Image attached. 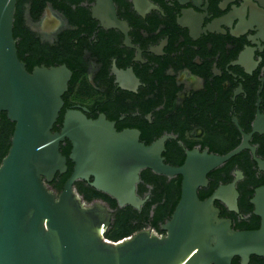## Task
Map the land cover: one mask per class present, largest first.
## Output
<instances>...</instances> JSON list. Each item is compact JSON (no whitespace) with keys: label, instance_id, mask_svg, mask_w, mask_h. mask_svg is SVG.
I'll list each match as a JSON object with an SVG mask.
<instances>
[{"label":"water","instance_id":"water-1","mask_svg":"<svg viewBox=\"0 0 264 264\" xmlns=\"http://www.w3.org/2000/svg\"><path fill=\"white\" fill-rule=\"evenodd\" d=\"M17 0H0V113L14 124L10 147L0 164V264H248L264 258V186L254 192L253 215L259 228L235 231L220 218L215 202L238 213L236 181L219 185L209 197L198 198L207 175L249 148L244 140L223 156L187 151L180 166L164 162L167 137L150 145L134 131L117 132L104 115L88 119L83 111L63 113L59 132H52L63 107L71 72L65 65L34 67L29 73L17 57L13 22ZM93 18L122 29L111 0H98ZM67 140V157L60 144ZM72 172L58 196L46 183ZM264 172V161L254 159ZM180 177V197L170 218L160 226L164 236L142 230L117 243L103 234L111 210L101 202L85 205L73 189L89 182L119 208L140 210L136 193L140 172Z\"/></svg>","mask_w":264,"mask_h":264},{"label":"flooded vegetation","instance_id":"flooded-vegetation-1","mask_svg":"<svg viewBox=\"0 0 264 264\" xmlns=\"http://www.w3.org/2000/svg\"><path fill=\"white\" fill-rule=\"evenodd\" d=\"M97 2L17 0L24 30L79 66L77 81L68 68L64 112L104 115L143 145L165 136L164 162L187 151L223 156L245 140L230 175L237 205L245 198L253 211L264 186L254 161H264V0H111L122 29L93 18Z\"/></svg>","mask_w":264,"mask_h":264},{"label":"trees","instance_id":"trees-1","mask_svg":"<svg viewBox=\"0 0 264 264\" xmlns=\"http://www.w3.org/2000/svg\"><path fill=\"white\" fill-rule=\"evenodd\" d=\"M74 25H78V21H73ZM13 38L16 41V50L18 59L25 64L27 72H31L34 67L59 66L65 64L73 73V80L79 76L78 65L68 64L65 62L64 56L59 50L50 49L40 45L33 36L24 30L20 23V17L17 11V3L13 22ZM67 42L61 41L62 45ZM77 81V80H76ZM69 85V84H68ZM65 96V94H64ZM62 97V99L64 98ZM59 113V118L53 126L52 132H58L62 123L63 112ZM14 124L6 118L4 112L0 113V164L1 160L6 156L10 147V140L13 132ZM69 143L60 144V153L67 157L69 154ZM238 161L234 158L228 161L222 168L216 169L210 173V184L207 188L198 190L197 195L200 200H204L211 195L219 184H228L232 180L230 175L231 168ZM165 163L171 166H180L183 160H165ZM72 172V163L67 159V171L64 174H56L50 183L45 185L58 196L62 190L63 184ZM222 174L225 176L223 177ZM141 184L137 191V195L145 198L144 205L140 210L133 209L130 206L119 208L115 200L103 194L89 185V182L77 181L73 185V189L78 197L81 198L85 205H91L94 202H101L111 210V224L103 234V238L107 242H121L139 231L150 229L157 236H164L165 232L160 226L164 224L171 216L180 197V181L181 178H167L145 170L140 175ZM238 191L241 192L240 188ZM215 207L220 211V218H229L232 221V229L235 231L256 230L259 227L258 217L252 214V207L247 204L244 198L238 203L239 214H234L215 202ZM249 215V219L242 220L241 216ZM231 264H240L238 258H234ZM248 264H264V258L251 256Z\"/></svg>","mask_w":264,"mask_h":264}]
</instances>
